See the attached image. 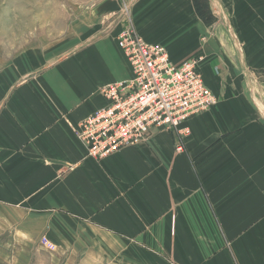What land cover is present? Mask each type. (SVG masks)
<instances>
[{"label":"crops","instance_id":"1","mask_svg":"<svg viewBox=\"0 0 264 264\" xmlns=\"http://www.w3.org/2000/svg\"><path fill=\"white\" fill-rule=\"evenodd\" d=\"M125 1L53 56L0 65V264H264V0ZM128 16L173 62L203 56L218 102L182 124V150L158 130L95 160L71 124L131 75Z\"/></svg>","mask_w":264,"mask_h":264},{"label":"built area","instance_id":"2","mask_svg":"<svg viewBox=\"0 0 264 264\" xmlns=\"http://www.w3.org/2000/svg\"><path fill=\"white\" fill-rule=\"evenodd\" d=\"M123 3L127 14L129 5L125 0ZM116 39L130 64L131 75L103 86L106 105L79 124H71L86 149V156L102 160L148 141L158 130L175 136L176 149L182 150L189 132L182 124L209 111L218 102L204 79L201 69L204 57L173 62L168 49L159 42L146 41L129 16ZM41 243L50 251L57 249L46 236Z\"/></svg>","mask_w":264,"mask_h":264},{"label":"rangeland","instance_id":"3","mask_svg":"<svg viewBox=\"0 0 264 264\" xmlns=\"http://www.w3.org/2000/svg\"><path fill=\"white\" fill-rule=\"evenodd\" d=\"M101 1L0 0V65L32 50L53 56L61 43L75 41L82 28L91 24ZM234 43L240 48L238 40Z\"/></svg>","mask_w":264,"mask_h":264}]
</instances>
